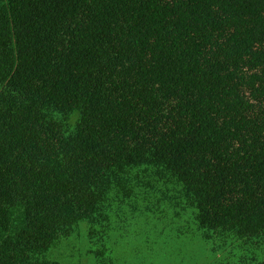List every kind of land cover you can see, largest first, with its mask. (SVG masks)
I'll use <instances>...</instances> for the list:
<instances>
[{"label": "trees", "instance_id": "16d2710c", "mask_svg": "<svg viewBox=\"0 0 264 264\" xmlns=\"http://www.w3.org/2000/svg\"><path fill=\"white\" fill-rule=\"evenodd\" d=\"M129 212L264 264V0H0V264Z\"/></svg>", "mask_w": 264, "mask_h": 264}, {"label": "rangeland", "instance_id": "374dc122", "mask_svg": "<svg viewBox=\"0 0 264 264\" xmlns=\"http://www.w3.org/2000/svg\"><path fill=\"white\" fill-rule=\"evenodd\" d=\"M127 222L115 231L117 241L113 249L114 264H236V257H213L202 243L188 240L172 242L160 236L155 223L128 213ZM169 241L168 244L164 242ZM90 240L85 225L74 236L63 241L46 255L60 264H100L90 253ZM219 259V262L216 260ZM229 262V263H230Z\"/></svg>", "mask_w": 264, "mask_h": 264}]
</instances>
